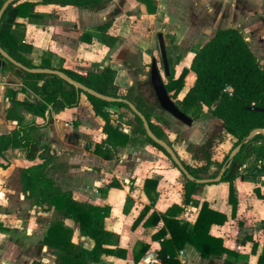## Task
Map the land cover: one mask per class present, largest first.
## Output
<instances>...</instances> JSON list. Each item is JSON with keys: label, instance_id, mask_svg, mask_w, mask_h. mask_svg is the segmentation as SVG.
Instances as JSON below:
<instances>
[{"label": "crops", "instance_id": "obj_1", "mask_svg": "<svg viewBox=\"0 0 264 264\" xmlns=\"http://www.w3.org/2000/svg\"><path fill=\"white\" fill-rule=\"evenodd\" d=\"M23 1L13 3L17 5ZM34 1V12L39 14L38 17L16 18V22L25 27L26 42L33 45L32 53L28 56L34 64L40 65L45 55L57 68L97 72L111 66L117 70L115 82L122 91L139 80L147 79L145 67L151 63L152 51L158 47V34H162L164 42L169 43L170 39L162 32L166 22L174 27L171 33L176 35V43H182L188 37L185 40L189 43L201 40L203 45L216 29L239 28L264 66V0H153L154 13H150L148 3L142 0H112L106 9L100 11L90 7ZM108 20H112L108 33L119 39L114 47L98 40L100 31L97 27ZM194 51L185 57L190 58L189 64ZM184 61L182 58L175 67L176 76L184 66H189H181ZM194 80L195 75L190 72L179 99L187 93ZM22 85L19 76L11 70L3 71L1 67L0 135L10 133L17 124L6 118V111L11 106L6 89L17 90L19 100H32L35 97L31 91H22ZM109 110L113 122L130 131V126L119 118L123 113L122 119L127 120L123 109ZM205 111L210 116L205 112L207 116L193 123L204 122L206 117L217 120L207 109ZM22 115L24 124L46 123L45 118L26 111H22ZM103 125L104 121L95 114L85 94L81 95L78 106L52 113L39 136L42 143L51 146L54 156L48 175L63 190L73 191L75 199L110 207L105 225L119 235V248L124 249L125 253L123 256L104 254L100 262L91 264H161L158 253L163 238L157 239L154 234L159 231L163 221L155 225L147 220L153 211L162 213L175 203L182 204L180 171L169 165L168 157L149 143L118 146L113 150L112 159L96 154L95 145L107 137ZM197 126L196 135L200 130H210L203 123ZM227 142L232 145V139L226 137L216 147L226 146ZM184 152L189 157L188 161L202 163L193 160L186 150ZM178 154L185 160L180 151ZM39 162V158L28 160L21 148H10L0 155V164L5 165L0 166V264H32L34 260L41 264L56 262L52 249L43 244L44 234L55 215L54 207L34 204L19 182L20 168ZM148 177L159 181V196L153 205L143 189L144 180ZM113 181L118 185L108 186ZM233 186L238 201L235 216L229 202L228 182L206 184L195 197L201 202L207 201L211 208L227 215L225 224H214L211 233L220 237L224 246L236 254L225 252L220 257L204 259L194 245L187 243L176 252L180 264H220L225 259L235 264L258 263L264 247V198H261L264 195V175L237 178ZM150 205V209L142 215L145 207ZM198 212L199 207L188 205L180 218L192 223ZM65 224L74 229L75 243L88 249L93 247L94 241L80 234L74 220L67 218ZM145 245H149V248L139 257Z\"/></svg>", "mask_w": 264, "mask_h": 264}, {"label": "trees", "instance_id": "obj_2", "mask_svg": "<svg viewBox=\"0 0 264 264\" xmlns=\"http://www.w3.org/2000/svg\"><path fill=\"white\" fill-rule=\"evenodd\" d=\"M39 1L63 6L90 7L96 11L106 9L112 2V0ZM142 1L148 3L150 13H154L156 8L152 5L153 0ZM3 3L4 1L0 2V9ZM35 6L34 0H25L17 5L12 3L8 6L0 23V45L27 67L60 69L73 79L100 93L130 100L146 116L153 132L175 149L162 125L168 122L160 117L157 121L152 118L156 109L160 108L158 100L149 102L141 88L135 84L122 91L115 82L116 69L106 66L95 72L77 68H57L45 55L40 65L34 64L33 59L28 56L32 53L33 45L26 42L25 27L16 22V18L18 16L38 17L39 14L34 12ZM111 24L112 20H108L98 25L97 28L100 31L98 40L109 47H114L119 39L108 33ZM181 59L179 55L176 63H179ZM2 69L13 71L22 79L21 90L31 91L35 96L32 100H19L17 90L10 87L6 89V96L11 103L6 111V118L16 121L17 124L10 133L0 135V155L10 148H21L25 151V157L28 160L41 159V162L30 167L20 168L18 176L22 190L34 204L54 207L55 215L44 234L43 244L52 249L56 255L55 264H91L100 262L104 254L123 256L125 251L119 248V235L108 230L105 225L106 217L110 214V207L75 199L73 191L63 190L55 179L48 175L54 156L51 153V146L42 143L39 139L41 128L47 125L52 113L78 106L81 95L85 94L95 114L104 121L103 131L107 134L103 142L95 145L96 154L112 159L113 150H116L118 146L149 143L161 150L172 166L180 171L179 167L169 153L147 135L141 118L130 109L128 104L105 101L84 93L56 74L32 73L6 59L3 60ZM170 72L166 87L171 97L176 100L178 107L194 121L205 114V109L218 120V126L203 143L189 142L186 146V151L191 154L192 159L202 162L201 164L194 165L185 161L175 149L190 174L195 178H204L211 167L216 166L217 171L212 175L215 177L229 162L231 150L242 144L220 181L229 183V202L233 206L232 215L235 216L238 201L234 193V180L264 175V134L257 133L248 142H244L253 129H264V66L253 52L243 31L228 27L216 29L212 37L194 51L189 66H184L178 76H176L175 67L170 66ZM190 72L194 73L195 80L187 93L181 99H177L185 87L186 77ZM109 108L123 109L124 112L133 116L135 122H128V125L131 124L130 131H126L121 125L113 122ZM22 111L43 117L46 123L24 124ZM162 112L165 111L162 109ZM123 116V113L120 114V120ZM223 136L230 137L232 145L230 151L221 161H218L213 157V150L217 142L223 141ZM0 166L5 165L0 164ZM181 182L183 184L182 204L175 203L162 213L153 211L147 220L149 224L155 225L160 220L163 221L159 231L154 234L157 239L163 238L158 253L161 264H180L176 259V252L187 243L194 245L204 259L220 257L225 252L235 255V251L224 246L220 237L211 233L214 224H225L228 220L227 215L211 208L207 201L201 202L195 197L206 184L190 180L182 172ZM115 185L118 183L113 181L108 186ZM158 185L157 179L148 177L144 180L143 189L151 205L159 196ZM261 198H264V195ZM151 205L145 207L142 215L150 209ZM188 205L199 207L198 215L192 223L180 218V214ZM67 218L74 220L75 227L82 236L90 237L94 241L91 249L73 241L74 229L65 224ZM168 233L169 237H167ZM148 248L149 245H145L139 257ZM32 264L41 263L34 260ZM220 264H235V262L225 259ZM257 264H264V247Z\"/></svg>", "mask_w": 264, "mask_h": 264}, {"label": "water", "instance_id": "obj_3", "mask_svg": "<svg viewBox=\"0 0 264 264\" xmlns=\"http://www.w3.org/2000/svg\"><path fill=\"white\" fill-rule=\"evenodd\" d=\"M14 1L17 0H6L3 4V6L0 9V23L2 20V17L5 13V10L8 8L10 4H12ZM160 47H161V53L164 59V67H165V75H170V59L168 58L166 45L164 42L163 35L160 34ZM6 59L16 65L17 67H20L26 71L32 72V73H47V74H56L60 76L62 79L67 81L68 83L72 84L76 88L82 90L84 93L91 94L93 96H96L100 99H103L105 101L109 102H124L129 105L130 109L135 112L142 120L143 126L145 128V131L147 135L154 140L156 143L161 145L171 156L172 160L177 164L180 171L184 173L190 180H195L197 183L200 184H212V183H218L221 181L225 171L230 166V163L232 162L234 156L238 153V151L241 148L242 144L237 145L235 148H233L229 155V162L224 165L219 173L215 177H204V178H195L193 175L190 174L188 169L184 166L182 163V160L178 156L175 149L165 140L160 137H158L153 130L150 127V124L146 118V116L136 107V105L131 102L130 100L123 98V97H114L110 95H106L103 93H100L85 84L73 79L70 77L67 73L63 72L60 69H52L48 67H27L21 62L17 61L14 57H12L1 45H0V69L2 67L3 60ZM150 81L153 86L156 98L158 100V103L160 107L166 111L167 113L171 114L174 118L181 121L182 123L191 126L193 124V119L186 115L176 104V102L171 97L170 93L167 90L166 83L164 81L163 75L161 74V71L159 69V66L157 64L156 59L154 58L151 65L150 70ZM262 133L264 134L263 128H255L253 129L250 134L247 136V138L244 140V142H248L255 134Z\"/></svg>", "mask_w": 264, "mask_h": 264}, {"label": "rangeland", "instance_id": "obj_4", "mask_svg": "<svg viewBox=\"0 0 264 264\" xmlns=\"http://www.w3.org/2000/svg\"><path fill=\"white\" fill-rule=\"evenodd\" d=\"M163 28H164V31H162V32L164 33L165 37L167 39H170L169 43H165V45H166L168 56L170 57L171 66H173V67L177 66L178 63H176V61H177V58L179 55L181 56V58H183L185 60L184 62H181V66L188 65L190 58H188V57L185 58L186 55H188L189 53H192L191 51H194L197 48H199V46L202 44L201 43L202 41L198 40L197 43H194V42L189 43L190 41L185 40L188 38L187 37V38H184L182 43H176V41H177L176 35H173L171 33V31L174 30L172 23L170 24L169 22H166L163 25ZM152 53L157 58V61H158V64L160 66V69L162 71V74L164 76V79L167 82L168 79H167V77H165L164 70H163V67L161 65L162 64V56H161V51H160L159 46L156 47L155 50L152 51ZM149 65H146V67H145V71H147V73H148L149 68H150ZM135 85L137 87L141 88V90L144 93L145 98L149 102L155 101L156 98H155L154 90L149 84L148 85L144 84V83H142V81L139 80L136 82ZM5 86L8 87L7 85H5ZM143 88H144V90H143ZM124 113L127 114V120L121 119L123 121V123L125 122L128 124V122H130V123L135 122L133 119V116L130 113H128V112H124ZM206 113L203 116H205ZM207 115L210 116L208 113H207ZM159 117L161 119H165L168 122V124H166V123L162 124L166 130V133L168 135V139L172 142V144L174 146H176V148L180 151L182 156L185 157V161H187L191 164H194V165L198 164L195 161H191V160L188 161L189 157L187 156L186 152H184L186 150V146L189 142L198 144L200 142L205 141L206 138L213 132L214 128L216 126H218V121L214 120V119H210V118L207 119V117H206L204 119V122L201 120L202 122L199 121L196 124L193 123L191 126H188V125L182 123L181 121L177 120L176 118H174L171 114H169L167 112H162L161 108H157L155 113L153 114L152 118L154 119V121H157ZM200 123H203L205 126L210 127V130H208L207 132L200 130L196 135L195 132L197 131L196 130L198 127L197 124L200 125ZM129 126L131 127V124ZM202 126L203 125H201V127ZM202 132H203V134H202ZM223 140H226V137H224ZM218 143H220V142H217V145H216L217 147H218ZM230 143L227 142L226 146H221V148L220 147L214 148V150H213L214 156L213 157L215 160L222 159L230 151V149H229L231 147ZM179 151H177V152H179ZM167 161H168L169 165H172L169 160H167ZM159 164H160V162H159ZM215 171H217V167L216 166L211 167L210 172L205 177H213L212 175L215 173ZM179 177L181 180V172H180Z\"/></svg>", "mask_w": 264, "mask_h": 264}, {"label": "flooded vegetation", "instance_id": "obj_5", "mask_svg": "<svg viewBox=\"0 0 264 264\" xmlns=\"http://www.w3.org/2000/svg\"><path fill=\"white\" fill-rule=\"evenodd\" d=\"M159 35L160 34H158V46H159V48H160V51H161V47H160V37H159ZM168 54V53H167ZM161 56H162V53H161ZM156 59V61H157V58L155 57V55H152V61H153V59ZM168 58L170 59V57L168 56ZM152 61H151V63H150V68H149V71H148V74H147V79L145 80V81H142V82H145L147 85L149 84L152 88H153V86H152V84H151V81H150V70H151V65H152ZM171 62V61H170ZM157 64H158V61H157ZM162 67H163V70H164V74H165V67H164V59H163V56H162ZM158 66H159V64H158ZM170 66H171V63H170ZM159 69H160V66H159ZM160 71H161V69H160ZM161 74H162V71H161ZM163 75V74H162ZM170 76V75H169ZM169 76H166L165 75V77H167V79H168V77ZM163 78H164V76H163ZM164 81H165V79H164ZM168 82V81H167ZM166 81H165V83H167ZM146 88V87H145ZM143 90H144V88H143ZM154 90V89H153ZM146 91V90H145ZM147 92V91H146ZM155 93V92H154ZM155 98H156V95H155ZM157 99V98H156ZM177 99H179V97L177 98ZM173 100L176 102V100L173 98ZM161 108V107H160ZM161 110H162V108H161ZM166 112V111H165Z\"/></svg>", "mask_w": 264, "mask_h": 264}, {"label": "built area", "instance_id": "obj_6", "mask_svg": "<svg viewBox=\"0 0 264 264\" xmlns=\"http://www.w3.org/2000/svg\"><path fill=\"white\" fill-rule=\"evenodd\" d=\"M0 1H5V0H0Z\"/></svg>", "mask_w": 264, "mask_h": 264}]
</instances>
